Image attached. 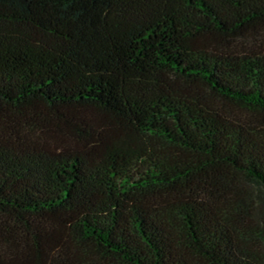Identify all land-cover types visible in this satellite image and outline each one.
I'll return each instance as SVG.
<instances>
[{"label": "trees", "instance_id": "obj_1", "mask_svg": "<svg viewBox=\"0 0 264 264\" xmlns=\"http://www.w3.org/2000/svg\"><path fill=\"white\" fill-rule=\"evenodd\" d=\"M0 264H264V0H0Z\"/></svg>", "mask_w": 264, "mask_h": 264}, {"label": "rangeland", "instance_id": "obj_2", "mask_svg": "<svg viewBox=\"0 0 264 264\" xmlns=\"http://www.w3.org/2000/svg\"><path fill=\"white\" fill-rule=\"evenodd\" d=\"M221 106L222 107H225V108H227V105H224V104H221ZM231 110H234V112H237V111H235V110H237V109H235V108H233V107H229ZM242 183V182H241ZM245 185V184H244Z\"/></svg>", "mask_w": 264, "mask_h": 264}]
</instances>
